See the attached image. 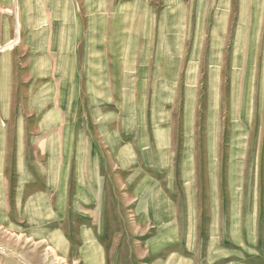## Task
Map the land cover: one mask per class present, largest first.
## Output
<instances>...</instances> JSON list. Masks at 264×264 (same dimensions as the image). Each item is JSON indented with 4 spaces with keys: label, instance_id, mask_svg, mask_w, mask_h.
<instances>
[{
    "label": "rangeland",
    "instance_id": "obj_1",
    "mask_svg": "<svg viewBox=\"0 0 264 264\" xmlns=\"http://www.w3.org/2000/svg\"><path fill=\"white\" fill-rule=\"evenodd\" d=\"M127 1L0 0V264H264V0Z\"/></svg>",
    "mask_w": 264,
    "mask_h": 264
},
{
    "label": "crops",
    "instance_id": "obj_2",
    "mask_svg": "<svg viewBox=\"0 0 264 264\" xmlns=\"http://www.w3.org/2000/svg\"><path fill=\"white\" fill-rule=\"evenodd\" d=\"M135 1H139L138 3H146L148 2L147 0H128L127 3H131V2H135ZM127 14V11H126ZM91 30H87L84 34H82V42H83V47L82 50L85 51L87 53V59L88 62L91 64V55L94 56V62L96 65L97 64V57L101 58L103 56V59L109 60V53H111L112 51L115 50L114 47H110V46H105V38L104 36L108 33L105 32L103 33V30L101 29H93V25H90ZM108 35V42H110V40L112 41V39L115 37V34L109 32ZM154 35V34H153ZM132 36V35H131ZM136 36V35H134ZM80 38V33L77 29H75L74 34H73V30H69L66 31V33H60L58 34V38H56L54 41L52 40V47L54 48L55 46H57V48H54V51H59L62 56V58L60 57V59L64 60H69L68 58H70V56L75 57L76 59V55L74 56V53L77 52L78 48H77V44ZM102 38V39H101ZM35 46L40 47V48H44L45 50H48V45L51 46L50 43L45 42V39H40L38 38L37 40H35ZM108 45V44H107ZM51 49V48H50ZM65 52L67 53H72V55H66L64 54ZM68 57V58H67ZM102 59V58H101ZM64 64V67L69 66L71 67V64ZM128 179H131L132 181H134L133 188H135L137 186L136 181H135V176L133 174H130L127 176ZM137 190V188L135 189ZM60 195H62V193H60ZM144 210H146V208H144ZM91 236H89L88 238H90ZM93 242V240H91ZM96 243V242H95Z\"/></svg>",
    "mask_w": 264,
    "mask_h": 264
},
{
    "label": "bare ground",
    "instance_id": "obj_3",
    "mask_svg": "<svg viewBox=\"0 0 264 264\" xmlns=\"http://www.w3.org/2000/svg\"><path fill=\"white\" fill-rule=\"evenodd\" d=\"M90 257V256H89Z\"/></svg>",
    "mask_w": 264,
    "mask_h": 264
}]
</instances>
